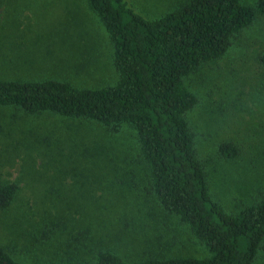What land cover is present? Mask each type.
Here are the masks:
<instances>
[{"label":"rangeland","instance_id":"1","mask_svg":"<svg viewBox=\"0 0 264 264\" xmlns=\"http://www.w3.org/2000/svg\"><path fill=\"white\" fill-rule=\"evenodd\" d=\"M124 1L154 20L186 0ZM112 52L86 0H0V81L113 86ZM263 55L264 16L221 60L189 80L198 98L188 114L194 144L200 159L212 160L206 166L209 197L227 214L236 212L237 201L251 202V192H264ZM223 141L236 143L240 156L218 159ZM135 144L132 130L109 135L89 121L0 106V184L17 186L11 206L0 212V247L19 264L83 263L95 250L73 240L82 232L85 246L108 248L127 262L142 258L148 238L166 257L206 258L177 216L154 209L143 169L126 163ZM168 231L176 235L170 246ZM162 233L164 246L155 239ZM252 264H264V249Z\"/></svg>","mask_w":264,"mask_h":264},{"label":"trees","instance_id":"2","mask_svg":"<svg viewBox=\"0 0 264 264\" xmlns=\"http://www.w3.org/2000/svg\"><path fill=\"white\" fill-rule=\"evenodd\" d=\"M86 2L109 37L116 84L84 89L57 81H0V106L27 115L47 112L89 121L109 135L132 130L136 153L126 163L143 169L154 209L177 216V223L187 227L208 256L166 257L148 238L142 258L127 262L108 248L85 246L80 232L73 240L81 238L95 255L72 264H252L264 249V192H251L254 199L247 204L237 201L235 213L227 214L211 201L206 166L212 160L200 159L194 144L188 114L198 106V98L189 80L221 60L234 39L264 16V0L253 6L241 0H186L154 20L136 14L124 0ZM240 150L233 141H223L216 156L236 159ZM16 190L13 183L0 184V212L11 206ZM165 236L157 234L155 239ZM175 240L168 231L166 244ZM0 264L19 263L0 247Z\"/></svg>","mask_w":264,"mask_h":264}]
</instances>
